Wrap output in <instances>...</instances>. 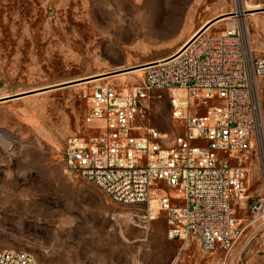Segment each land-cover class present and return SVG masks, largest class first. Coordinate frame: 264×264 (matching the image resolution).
Listing matches in <instances>:
<instances>
[{
	"label": "rangeland",
	"instance_id": "obj_1",
	"mask_svg": "<svg viewBox=\"0 0 264 264\" xmlns=\"http://www.w3.org/2000/svg\"><path fill=\"white\" fill-rule=\"evenodd\" d=\"M262 9L264 0H0V99L15 97L0 103V250L29 253L38 264H264L255 152L245 161L248 198L238 211L244 232L227 257L196 240H171L156 202L146 219V207L114 203L64 162L68 141L93 133L84 94L98 84L86 83L146 69L211 21L219 19L209 33L224 31L230 22H218L228 17L264 58ZM143 75L99 85L125 94ZM145 105L144 125L172 144L183 129L169 94L152 91Z\"/></svg>",
	"mask_w": 264,
	"mask_h": 264
},
{
	"label": "built area",
	"instance_id": "obj_2",
	"mask_svg": "<svg viewBox=\"0 0 264 264\" xmlns=\"http://www.w3.org/2000/svg\"><path fill=\"white\" fill-rule=\"evenodd\" d=\"M197 34L148 65L141 84L125 94L108 83L85 92L93 133L71 138L64 162L114 203L146 207V219L156 202L171 240H196L203 251L227 257L244 232L238 211L247 204L245 161L253 152L264 177V58L239 26ZM152 91L169 94L183 129L168 146L165 135L144 125ZM255 206L264 218V180ZM0 264L38 263L6 249Z\"/></svg>",
	"mask_w": 264,
	"mask_h": 264
},
{
	"label": "bare ground",
	"instance_id": "obj_3",
	"mask_svg": "<svg viewBox=\"0 0 264 264\" xmlns=\"http://www.w3.org/2000/svg\"><path fill=\"white\" fill-rule=\"evenodd\" d=\"M245 10V9H244ZM244 13H246V11H240V12H238V17H240L241 18V16H244ZM245 19V18H244ZM244 19H242V21H244ZM225 20H227L228 22H230L229 23V26L230 27H233V26H237L236 25V23L234 22V21H236V20H233L232 19V17H228V18H226V19H224V20H221L220 22H218V23H221V22H223V21H225ZM239 20V19H238ZM217 23V24H218ZM212 29V27H209L206 31L207 32H209L210 30ZM189 42V41H188ZM187 42V43H188ZM187 43L185 44V45H183L182 47H180L175 53H177V52H180L186 45H187ZM174 53V54H175ZM161 61H163V60H161ZM146 69H137V70H134V71H132V72H128V73H125V74H121V75H118V76H113V77H105V78H101V79H97V80H92V81H90V82H88V83H86V84H100V83H102V82H105V81H107L108 83H111V82H113V81H121L122 83H123V79L122 78H119V77H125V76H128V75H136V76H138V77H141L142 75H143V73H144V71H145ZM144 76V75H143Z\"/></svg>",
	"mask_w": 264,
	"mask_h": 264
},
{
	"label": "water",
	"instance_id": "obj_4",
	"mask_svg": "<svg viewBox=\"0 0 264 264\" xmlns=\"http://www.w3.org/2000/svg\"><path fill=\"white\" fill-rule=\"evenodd\" d=\"M261 11H264V9H262ZM219 19H217V20H214V21H211L210 23H208V24H206L199 32H198V34L197 35H199V34H202V33H204V32H206V30L210 27V26H212L215 22H217ZM140 68V67H139ZM138 69V68H137ZM132 70H134V69H129V70H126V71H122V72H129V71H132ZM122 72H118V73H122ZM118 73H110V74H108V75H106V76H115L116 74H118ZM15 97H9V98H5V99H0V103L1 102H5V101H9V100H13Z\"/></svg>",
	"mask_w": 264,
	"mask_h": 264
}]
</instances>
